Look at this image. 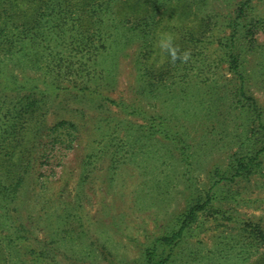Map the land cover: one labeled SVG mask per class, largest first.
<instances>
[{"label":"rangeland","instance_id":"1","mask_svg":"<svg viewBox=\"0 0 264 264\" xmlns=\"http://www.w3.org/2000/svg\"><path fill=\"white\" fill-rule=\"evenodd\" d=\"M77 1L84 4L81 12L90 36L97 25L90 18L92 10L93 16L105 12L113 26L145 27L143 63L149 70H140L135 61L142 40L123 46L122 33L117 36L121 29L112 27L104 38L92 39V44L106 46L96 59L83 57L89 48L79 46L81 41L76 39L57 47L62 63L73 68L81 60L97 62L93 78L100 85L91 89L99 96L88 94L90 90L80 94L81 87L74 88L67 80L50 93L41 118L45 140L55 136L53 127L60 120L72 122L78 134L73 135L72 147L57 144L63 160L54 161L53 167L42 164L28 179L20 198L24 218L12 225L25 238L24 244L17 254L0 240V264L142 260L144 249L172 231L189 203L205 198L213 183L211 172L217 166L227 167L237 139L252 127L237 101L240 82L220 43L231 31L230 19L246 0ZM252 7L264 19V0H253ZM68 10L75 18L74 10ZM169 38L175 58L162 47ZM256 44L253 51H246L244 68L248 96L263 107V31H257ZM115 47L116 57L111 53ZM0 58L5 69L20 77L35 73L30 67L13 65L8 52L0 53ZM47 58L54 60L48 54ZM113 59V71L105 76L101 70ZM40 74L44 76L42 70L35 73ZM46 75V79L59 76L55 70ZM0 106L3 110L6 104ZM38 178L44 184L37 183ZM223 189L240 192L242 200H222L219 206L237 220L259 223L264 231V176L238 179L218 191ZM249 235L239 221L212 222L198 236L181 242L175 249V264H252L264 255V240L244 246L251 252L248 259L239 257L237 252L244 249L241 245ZM24 246L32 251L24 254Z\"/></svg>","mask_w":264,"mask_h":264},{"label":"trees","instance_id":"2","mask_svg":"<svg viewBox=\"0 0 264 264\" xmlns=\"http://www.w3.org/2000/svg\"><path fill=\"white\" fill-rule=\"evenodd\" d=\"M252 2L253 0H246L239 5L235 16L230 19V33L225 36L224 41L220 40L231 70L240 82L237 101L248 116L246 121L250 122L252 127L243 130L237 139V148L230 155L227 167L217 166L211 172L213 183L205 198L189 203L172 231L154 239L144 249L142 260L123 264H175L177 254L175 249L185 238L198 236L209 227V224L221 220L239 221L250 234L241 245L244 249L237 252L239 257L248 259L251 252L244 246L249 244V247H253L255 241L264 240V231L259 223L252 220H237L230 210L219 206V201L222 200L240 203L242 200L240 192H227L224 189L218 191L221 185L231 184L238 179H250L257 174L264 176L262 167L264 106H259L255 98L248 96L250 90L246 86L244 68L245 53L257 47V31L264 32V19L256 16ZM81 5L84 4L77 0H0V53L8 52L13 65L22 66L23 69L30 67L35 73L40 70L44 72V76L41 74L36 76L34 73L32 76L20 77L13 69H5L0 58V105L6 104L3 110L0 106V240L17 254H20L25 238L16 234L12 225H15L13 221L17 222L24 218L20 198L24 195L28 179L42 164L53 167L54 161L63 160L65 156L61 157L62 153L59 155L57 144L65 145L66 149L72 147L71 144L75 140L73 135L75 137L78 134L77 127L72 122L60 120L53 127L55 136L48 135L50 139L45 140L43 132L46 130L41 126L44 121L41 118L45 115L44 108L50 99L49 95L64 80L73 82L74 88L81 87L80 94H86L87 90H90L88 94L98 95L97 91L91 88H98L100 85L97 77L93 78L97 73L93 72L96 61L81 60L79 66L73 68L69 63H62L64 59L57 56L59 52L55 53L57 47L69 39H76L81 41L78 43L79 46L84 44L85 49L89 48L88 54L83 57L96 59L106 46L92 44L94 41L92 39L104 38V32L109 34V29L113 27L116 30L121 29L122 32L117 36H121L122 33L124 37L122 45L125 47L134 40H142V47L135 61L140 70L143 68L149 70L143 63L146 62L143 57L147 55L144 49L148 41L145 27H140L137 23L121 28L113 26L105 19V12L101 11L93 16L92 10L90 18H95L97 25L90 36L86 34L90 28L84 22ZM69 8L74 10L75 18H71L72 10H68ZM53 16H57L58 21L54 22ZM67 18L70 20H67V27L64 28L62 25ZM62 19L64 22L62 21L60 25ZM83 34L87 36L84 38ZM122 45H118L119 48L120 46L122 48ZM115 49V51L109 49L114 57L117 56L118 48ZM46 53L54 60H48ZM115 64L116 61L113 59L111 64L101 71H104L103 74L106 72L105 76H110ZM54 70L59 76L46 79V74ZM103 79L104 77L100 80ZM68 125L76 134L73 131L68 132ZM37 183L44 184V180L38 178ZM23 248L24 254L32 251L28 246ZM252 264H264V255L254 259Z\"/></svg>","mask_w":264,"mask_h":264},{"label":"clouds","instance_id":"3","mask_svg":"<svg viewBox=\"0 0 264 264\" xmlns=\"http://www.w3.org/2000/svg\"><path fill=\"white\" fill-rule=\"evenodd\" d=\"M162 47L169 49L172 52L173 58H175V50L171 48L170 38L166 42H162Z\"/></svg>","mask_w":264,"mask_h":264}]
</instances>
